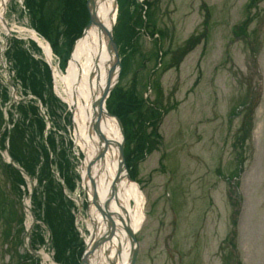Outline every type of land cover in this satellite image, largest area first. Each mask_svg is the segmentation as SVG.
I'll list each match as a JSON object with an SVG mask.
<instances>
[{"label": "rangeland", "instance_id": "374dc122", "mask_svg": "<svg viewBox=\"0 0 264 264\" xmlns=\"http://www.w3.org/2000/svg\"><path fill=\"white\" fill-rule=\"evenodd\" d=\"M151 2L155 6V26L165 32L163 50L183 46L201 30L204 17L210 28L205 44L191 52L179 68L158 71L151 78L159 81L162 103L170 111L159 126L162 142L152 141L148 154H140L133 168L145 197L144 219L137 233V264H264V0L255 6H249L251 0ZM203 2L205 10L201 8ZM20 5V0H8L5 17L12 32L23 36L22 30L30 22L22 15ZM134 8L131 0H118L115 38L124 45L123 49L131 45L127 30ZM246 20L249 25H245ZM6 38V29L0 22V111L8 122L11 113L15 121L20 117L17 105L8 104L12 90L5 87V81L8 67L15 69V64L5 57L9 51L4 46ZM136 43L139 48L134 59L128 53L123 57L125 73L117 87L123 92L137 84V92L154 100L155 91L150 92L145 84L156 60L153 58L147 66L142 64L137 79L133 77L141 53L153 52L155 40L143 32ZM69 50L64 44L60 54L54 53V62L63 74L67 72L63 62ZM58 87L65 89L60 79ZM20 91L18 88L22 96ZM113 101L110 100V109H115ZM251 101L256 106L246 107ZM48 107L51 109L50 103ZM68 111L67 102L63 107L58 104L54 136L57 153L65 152L68 160L63 164L64 171L76 184L66 192L83 205L82 214L78 202L71 207L83 242L88 235L84 206L87 191L77 175L81 146L73 142ZM142 111L155 116L152 110ZM130 142L127 133V144ZM0 156V264H52L56 251L50 242L42 246L36 240V252H31L37 232L39 239L44 235L51 241L52 236L46 223L37 222L35 215L40 213L42 218L43 213L35 211L31 199L32 192L43 189L37 177L24 173L25 183L19 190L13 179H8L4 166L9 162L8 150L0 148ZM51 171L55 183H60L55 175L59 168L54 165ZM134 204L132 200L131 206ZM235 210L239 214L234 228ZM6 234L11 237L7 241Z\"/></svg>", "mask_w": 264, "mask_h": 264}, {"label": "trees", "instance_id": "16d2710c", "mask_svg": "<svg viewBox=\"0 0 264 264\" xmlns=\"http://www.w3.org/2000/svg\"><path fill=\"white\" fill-rule=\"evenodd\" d=\"M260 1L251 0L249 6H255ZM25 5L31 18V25L50 41L56 52H60L59 49L64 44L68 49H71L75 40L83 33L89 20L86 0H25ZM144 6H147L146 21L142 15ZM144 6L142 9L140 8L139 13H136L135 10V15H131L130 17L127 35L131 43L129 45L131 51L128 54L131 59L137 53V49L132 43L137 35L136 27L144 28L147 26L149 28L156 25L155 11L152 3L147 0ZM207 23L205 21L204 32L201 36L197 38L191 37L187 42V44H193L192 48L197 42L201 41L202 37L206 36V32L210 28ZM245 23V25H248L250 21L247 22L246 20ZM160 33L162 36L165 34L163 32ZM10 45L11 47L7 56L10 61L14 62L17 76L22 81L24 88L40 99L43 104L48 105L50 103L51 109H49V115L55 119L58 104L62 107L63 104L53 93L50 68L44 61L35 60L23 48L21 42L12 40L10 41ZM187 50L189 51L190 49ZM184 52H186V49ZM157 56H159V53ZM119 92L120 89L112 94L111 100L114 99L113 106L115 107L112 110L125 124L128 121L127 133L128 139L131 142L127 144L126 158L129 167L133 169L135 168L138 156L140 154L143 156L144 152L150 148L149 144L152 141H157L158 133H156V127H153L152 132H148L149 126L147 125L155 116H147V114L143 113L142 109H149L150 107L148 108L144 97L138 96L134 92V89L124 94H120L122 92ZM251 104L252 101L245 104V106H251V108L256 106L255 104ZM16 110L20 118L14 123L13 129L5 131H3L5 120L3 113L0 111V147L5 148V141L9 135V152L12 158L28 175L32 178L37 177L39 187L43 189V191L36 189L32 200L36 210L43 212V221L53 233V246L56 251L55 260L60 264H80L84 244L81 242L79 233L76 231L75 217L71 212L73 202L66 199L61 185L55 183L51 171L52 166L57 165L67 187L74 189V179L64 171L63 167V164L68 162L66 154L63 151L57 153V141L54 136V130L50 131L47 138L44 139L46 123L40 116L39 108L36 106L34 100L19 104ZM134 112L137 114L136 121H133L131 117ZM53 127L56 128L55 125ZM41 138L43 141H41ZM51 154H54L56 157L52 159ZM4 166L8 173V179H13L14 184L20 190V185L25 183L24 177L13 166L5 163ZM235 205L239 209L237 202ZM238 214L239 211L235 210L233 216L234 228L237 226ZM38 218L41 219L40 214ZM9 220L12 222L13 218H9ZM22 223L23 218L19 226ZM233 232L236 238V230L234 229ZM36 236L39 235L36 234ZM5 237L7 241L10 235L6 234ZM37 239L41 241L38 237L35 238V241ZM231 240H233L232 236Z\"/></svg>", "mask_w": 264, "mask_h": 264}, {"label": "bare ground", "instance_id": "6f19581e", "mask_svg": "<svg viewBox=\"0 0 264 264\" xmlns=\"http://www.w3.org/2000/svg\"><path fill=\"white\" fill-rule=\"evenodd\" d=\"M115 1L116 0H96L99 19L109 30H112L117 19V11L114 8ZM2 14L3 9L0 7V17ZM102 35L103 34H100V32L97 33L95 29L91 30L85 38L77 43L67 73L64 75L56 74V78L59 79L60 77L63 83H65V89L62 87V93H60V95L73 107L78 142L83 149L87 151L88 158H91L99 141L98 138H94V142L89 141L90 138L87 136V133L92 113L93 99L98 95L97 92H99L101 87H104L106 80L105 63L109 57L106 40ZM41 45L44 47L45 51L52 56V50L50 47L44 43H41ZM101 126L108 137L120 141L121 136L115 119L104 116L102 118ZM103 168L100 179L97 180V186L99 193L101 195H106L109 190L108 186L111 177L114 176L117 168V154L115 149H111L107 152ZM95 171H97V168ZM83 175L84 177L86 176V171L85 173L83 171ZM105 177H107V180ZM89 182L90 181L87 178L86 184L89 185ZM118 200L119 206L114 202L115 208L124 217V212L128 213L127 215L136 231L141 227L144 219L143 205L145 199L141 191L135 184L127 180H122L118 186ZM132 200L135 202L134 207L131 206ZM94 210V207H92L91 212ZM99 219L100 218L97 215L95 225H97L99 230L107 228L103 223L101 225L99 224ZM88 225L89 227L92 226L90 221H88ZM95 244L96 240L91 243L92 246ZM128 245V242L125 240V232L122 231V234L119 233L118 236L114 237L109 260H106L105 264H111V262H114L115 264H126L129 248ZM117 246L121 247V254L119 257L115 252ZM93 261L94 256H89L88 263L92 264ZM98 264H101V262Z\"/></svg>", "mask_w": 264, "mask_h": 264}, {"label": "water", "instance_id": "95a60500", "mask_svg": "<svg viewBox=\"0 0 264 264\" xmlns=\"http://www.w3.org/2000/svg\"><path fill=\"white\" fill-rule=\"evenodd\" d=\"M117 2L115 1L114 8H116ZM87 10L89 13V22L86 25L84 32L79 40L74 44L73 50L77 43L85 38L91 30L103 34L102 36L106 40L109 57L106 60V80L104 87H101L98 95L94 97L92 103V113L88 126V136L91 141L94 142V138H98L97 148L94 150L91 158L86 163V176L89 182L90 189V206H89V220L92 223V230L86 251L82 257L81 264L88 263V257L93 255L94 261L92 264L100 263L101 251L104 256L109 260V247L113 245L114 237L118 234L125 232V240L128 242V257L126 264H136L139 255V242L136 238V231L131 224L130 218L127 212H124L125 217L115 208L114 202L119 206L118 200V186L122 180H127L136 186L138 184L134 182L129 174V169L125 159V132L121 120L108 112L106 108V101L111 91L117 85L121 74V60L119 56V49L116 41L113 37V31L105 27L100 21L98 14V6L96 0L87 1ZM6 24V22L4 21ZM72 59V56H71ZM110 117L116 120L120 132V141L115 140L112 137H108L102 129V118ZM95 144V143H94ZM114 148L118 155V166L115 171V175L110 180L108 191L106 195H101L98 190L97 180L100 179L101 172L103 171V163L106 158L107 152L110 148ZM97 168V171L95 169ZM95 172V173H94ZM87 178L85 177V183ZM91 205L94 207V213L91 214ZM99 216V224L102 223L107 226L102 230H99L95 222ZM96 240L94 246L91 243ZM121 254V247L117 246V256ZM99 259V260H98ZM98 262V263H97ZM111 264H115L111 262Z\"/></svg>", "mask_w": 264, "mask_h": 264}]
</instances>
